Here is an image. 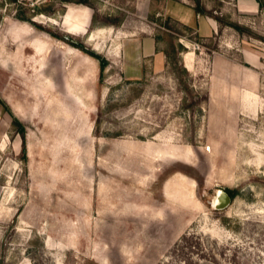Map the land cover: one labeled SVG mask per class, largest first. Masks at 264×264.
Instances as JSON below:
<instances>
[{
  "label": "rangeland",
  "instance_id": "obj_1",
  "mask_svg": "<svg viewBox=\"0 0 264 264\" xmlns=\"http://www.w3.org/2000/svg\"><path fill=\"white\" fill-rule=\"evenodd\" d=\"M135 1L0 0V264H264V0L210 39ZM143 32L166 65L131 80Z\"/></svg>",
  "mask_w": 264,
  "mask_h": 264
},
{
  "label": "crops",
  "instance_id": "obj_2",
  "mask_svg": "<svg viewBox=\"0 0 264 264\" xmlns=\"http://www.w3.org/2000/svg\"><path fill=\"white\" fill-rule=\"evenodd\" d=\"M216 1L223 2L226 8L231 7L237 21L240 15L241 22L249 16L260 14L262 10L261 0H136L135 6L141 14L153 11L190 27L200 39H210L222 33H230L231 36L236 34L237 31L232 26L221 23L223 10L215 8ZM63 17L65 25L70 23L73 28L79 29L89 23V9L83 4L78 7L70 5ZM115 52L122 54V69L125 77L131 80L144 76L148 61H152L153 69L157 72L162 71L166 65V52L161 48L160 38L151 33L143 32L125 38L116 47Z\"/></svg>",
  "mask_w": 264,
  "mask_h": 264
},
{
  "label": "trees",
  "instance_id": "obj_3",
  "mask_svg": "<svg viewBox=\"0 0 264 264\" xmlns=\"http://www.w3.org/2000/svg\"><path fill=\"white\" fill-rule=\"evenodd\" d=\"M78 3H83L86 5H89L88 0H77ZM262 1H260V5L262 6ZM221 20V19H220ZM232 27H234L235 29L239 30V31H243L244 27L242 25H240L239 23H231L230 24ZM186 29H191L190 27L186 26ZM84 51L86 53H88L91 56H94L95 58H99L100 59V55L98 53H95L94 51H90V50H85ZM101 60V59H100ZM101 65H102V69L105 68V66L107 65V61L102 59L101 60ZM25 130L22 129V137L25 138ZM24 149H26V145L25 142L23 143ZM226 191L230 194V196L232 197V199H234L237 195V190L236 189H230V188H226Z\"/></svg>",
  "mask_w": 264,
  "mask_h": 264
},
{
  "label": "water",
  "instance_id": "obj_4",
  "mask_svg": "<svg viewBox=\"0 0 264 264\" xmlns=\"http://www.w3.org/2000/svg\"><path fill=\"white\" fill-rule=\"evenodd\" d=\"M220 197L222 198L221 202L219 203V205H216L218 208L227 207L231 203V201L233 200L232 197L230 196V194L226 190L225 191L223 190V194L220 195Z\"/></svg>",
  "mask_w": 264,
  "mask_h": 264
},
{
  "label": "bare ground",
  "instance_id": "obj_5",
  "mask_svg": "<svg viewBox=\"0 0 264 264\" xmlns=\"http://www.w3.org/2000/svg\"><path fill=\"white\" fill-rule=\"evenodd\" d=\"M222 194H223V190L219 189L218 192H217V195H216V197L214 199V205H219V203L221 202V199H222L221 198L222 196L220 197V195H222Z\"/></svg>",
  "mask_w": 264,
  "mask_h": 264
},
{
  "label": "built area",
  "instance_id": "obj_6",
  "mask_svg": "<svg viewBox=\"0 0 264 264\" xmlns=\"http://www.w3.org/2000/svg\"><path fill=\"white\" fill-rule=\"evenodd\" d=\"M197 45H199V44L197 43Z\"/></svg>",
  "mask_w": 264,
  "mask_h": 264
}]
</instances>
